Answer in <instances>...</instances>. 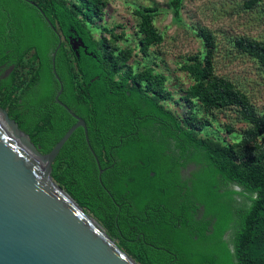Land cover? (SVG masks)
<instances>
[{"label": "trees", "instance_id": "trees-1", "mask_svg": "<svg viewBox=\"0 0 264 264\" xmlns=\"http://www.w3.org/2000/svg\"><path fill=\"white\" fill-rule=\"evenodd\" d=\"M30 1L62 37L55 57V72L62 84L59 100L84 120L90 146L103 170L100 184L97 165L82 130L77 129L52 164L53 180L138 264H234L233 259L235 264H264V112H258L232 81L216 74L212 32L205 27L195 29L202 49L189 56L181 68L192 84L181 97L187 113L180 116L166 106L170 94L164 88L163 75L153 74L148 67L134 72L130 51L120 48L115 36L97 37L92 32L103 0ZM260 1L245 0L244 7L253 10ZM182 2L170 0L175 23L181 22ZM156 14L154 7L134 10L137 47L142 55L162 41L154 26ZM74 35L85 49L79 50L78 57L67 43ZM57 41L35 7L22 0H0V66L13 65L4 77L5 69L0 71V107L42 154H47L74 122L54 102L59 84L52 73L51 53ZM235 45L264 73L263 41L239 38ZM230 110L246 124L237 144H227L205 130L210 125L209 115ZM138 118L149 125L156 119L163 139L153 133L152 139L143 135L140 128L148 124H140ZM225 131L233 129L226 125ZM167 137L188 149L185 162L198 167L192 172L197 181L189 192L195 201L204 202L206 216L216 218L211 237L218 241L230 216L220 218V212L209 210L208 204L222 197L231 200L237 193L225 190L220 195L213 188L215 179L241 188L238 194L244 200L235 222L233 254L224 244L217 249V258L187 248L192 237L184 230L190 216L183 218L179 198L171 199L175 194L172 186L179 180L173 177L178 176L177 165L175 168L166 153L170 150Z\"/></svg>", "mask_w": 264, "mask_h": 264}, {"label": "water", "instance_id": "water-1", "mask_svg": "<svg viewBox=\"0 0 264 264\" xmlns=\"http://www.w3.org/2000/svg\"><path fill=\"white\" fill-rule=\"evenodd\" d=\"M22 1L35 7L58 37L51 53L52 73L59 84L54 101L75 123L42 154L0 107V264H138L51 176L55 158L79 128L97 165L100 184L103 170L84 120L59 100L62 84L55 72V57L62 37L32 1ZM69 42L74 50L84 49L80 39Z\"/></svg>", "mask_w": 264, "mask_h": 264}, {"label": "rangeland", "instance_id": "rangeland-1", "mask_svg": "<svg viewBox=\"0 0 264 264\" xmlns=\"http://www.w3.org/2000/svg\"><path fill=\"white\" fill-rule=\"evenodd\" d=\"M169 3L170 0H103L100 18L92 32L97 37L115 36L117 45L130 51L129 64L134 72L148 67L153 69V74L163 75L164 88L170 94L166 106L184 116L187 110L181 97L192 80L181 68L189 56L202 49L195 29L205 27L216 40V74L232 81L250 98L257 111L263 113L264 73L254 60L236 47L235 40L249 38L264 42V0L253 10L244 7L245 0H183L180 23L173 21ZM138 7L156 9L154 26L162 36L160 44L150 48L146 55H142L137 47L138 20L134 10ZM208 117L210 125L205 130L211 137L237 144L246 124L237 118L234 110L215 112ZM226 125L233 131L227 133Z\"/></svg>", "mask_w": 264, "mask_h": 264}, {"label": "flooded vegetation", "instance_id": "flooded-vegetation-1", "mask_svg": "<svg viewBox=\"0 0 264 264\" xmlns=\"http://www.w3.org/2000/svg\"><path fill=\"white\" fill-rule=\"evenodd\" d=\"M70 39L78 40L79 38H77L74 35V36H70L67 40V43L69 44L71 50L75 53V55L78 54L79 56V50H82L83 48H78L74 50L73 45L70 44L69 42ZM5 67H6L5 64L0 66V71L5 69L2 72L1 77L6 76L13 69V65L9 66L8 68H5ZM145 120H148V119H145ZM138 122L140 124L149 123V121L144 122L143 118H138ZM74 123L75 121L73 122V124ZM150 125L148 124L147 127L145 126V127L140 128L141 133L143 135H146L150 139L154 138L152 135L155 134L158 140H160V137H161L160 123L157 122V120L155 119V121L150 122ZM79 129H81L83 132L82 128H79ZM83 135H84V132H83ZM87 135H88V131H87ZM161 139L163 138L161 137ZM166 140L169 141V149H170V150H167L166 153L168 155H171V159L174 162L175 168L177 165L176 169L178 171V176L177 177L173 176V177L175 178L174 180H179L178 181L179 183H177L176 181L174 182L172 186L174 188L175 194H172L171 199L172 201H174V198H179L178 202L182 205L184 209V211H182L183 218L189 219V216H190V219L188 220L190 224H188L186 230H184V232H186L189 236L192 237V241L186 245L187 248L193 247L194 253L198 251L199 254L201 253L211 254L217 258V255H216L217 249L225 245L227 250L231 254H233L234 253L233 236H234V231L237 225L235 224V222L238 218L240 206L241 204H243V200H244V198L238 194L241 191V188L231 182L223 183L222 179L219 177L215 179L217 183L213 186V188H217L218 189L217 191L220 195H222L225 192V190H232L235 193H237L231 196V200H228L226 197H222L218 200V202H210L208 204L209 210H217L220 212V218L226 219L230 216L229 220L231 221H229L227 228L224 230V232L220 236L221 237L220 241H218L217 239L211 237L213 234L214 225L216 224V218H214L210 214L206 216L204 202H202L203 204H200V202L195 201L196 199L195 195L189 192V190L190 191L192 190L191 187H192L194 180H196V178L192 177V172L198 169L197 165L194 162H188V161L185 162L186 156L189 153L188 149L184 148V146L181 144L177 145L173 137H167ZM113 163L114 161H112V164ZM140 163L142 164V162ZM192 199H194L193 210L190 208V204L193 201ZM215 203H217L219 207H217ZM186 210L188 211V213ZM180 221L181 220H178L179 223ZM202 232H204V235L201 234ZM220 253H224V250L220 251ZM219 258L221 259V256ZM233 262L235 264L234 259H233Z\"/></svg>", "mask_w": 264, "mask_h": 264}]
</instances>
